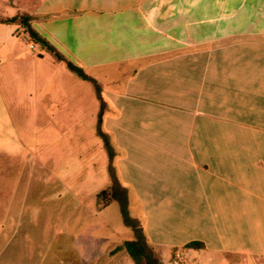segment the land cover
I'll return each instance as SVG.
<instances>
[{"label": "crops", "instance_id": "0c3cea01", "mask_svg": "<svg viewBox=\"0 0 264 264\" xmlns=\"http://www.w3.org/2000/svg\"><path fill=\"white\" fill-rule=\"evenodd\" d=\"M18 15L89 79L0 22V264L43 263L21 221L37 154L61 215L85 139L104 154L91 175L126 194L94 192L97 209L116 202L162 264H264V0H0ZM75 240L78 264H100L102 238Z\"/></svg>", "mask_w": 264, "mask_h": 264}, {"label": "rangeland", "instance_id": "374dc122", "mask_svg": "<svg viewBox=\"0 0 264 264\" xmlns=\"http://www.w3.org/2000/svg\"><path fill=\"white\" fill-rule=\"evenodd\" d=\"M85 142L87 145L81 152L65 153L66 161L72 167L68 169L71 176L67 178L64 185L68 195L63 201L67 203V207L61 215L49 210L47 201L44 199L47 186L39 181L43 174L39 168L43 153L37 154L40 159L35 168V179L29 185V196L27 197L31 206L34 205V215H31L32 209L30 207V209H26L21 221L23 223L29 222L35 226L33 233L36 237L37 253L43 259L42 264H78L77 260L80 259L81 261V258L75 248V239L82 235L102 238L103 242H100L99 247H97L100 264H113L111 261L105 260L114 255L116 256L115 264H134L123 248V243L126 240L135 239L142 242L152 264L161 263L158 253L146 244L143 236L137 235V233H141L137 223L135 227H132L133 221L130 219L132 222L128 223L124 219L125 226H122V217L116 202H113L106 209H97L98 202L94 192L107 188L109 185L107 184L108 178L102 172L98 175H91V166L94 162L96 171L98 167L101 168L104 154L97 152L95 144H90L86 139ZM75 171L78 172V178ZM113 186L116 200L123 207V203L126 202L124 200L126 194L117 185ZM81 200L83 202L82 207L80 206ZM101 206L103 205L101 204ZM96 226L99 227L98 230H96ZM112 238L117 240L116 247L110 246L106 250V239ZM104 251L105 254H103ZM164 262L165 264H172L171 257L167 255Z\"/></svg>", "mask_w": 264, "mask_h": 264}, {"label": "trees", "instance_id": "16d2710c", "mask_svg": "<svg viewBox=\"0 0 264 264\" xmlns=\"http://www.w3.org/2000/svg\"><path fill=\"white\" fill-rule=\"evenodd\" d=\"M26 19H28L27 16L18 15L16 17L9 19H0V22L11 24L20 21L25 26V29L29 34V36L31 37V39H33L36 43L41 44L43 47H46L49 51H51V53H53V55L56 57L57 60L65 62L70 70L76 72L79 76L83 77L84 79H89V76H87L82 69L73 65L70 61H68L65 57H63L60 53H58L57 50L54 47H52L43 37H41L31 27V25L27 22ZM114 197H115L114 186L101 191L97 195L98 200L103 206L110 204L111 201L114 199ZM125 220L128 223L132 222L130 221V218L127 215H125ZM132 227H135V222H133ZM202 246L203 244L200 242H193L187 245V248H201ZM123 248L126 250V252L130 256L134 264H152L146 253L145 247L140 240L138 239L126 240L123 243ZM158 264H162V263H158Z\"/></svg>", "mask_w": 264, "mask_h": 264}, {"label": "built area", "instance_id": "2783aa9c", "mask_svg": "<svg viewBox=\"0 0 264 264\" xmlns=\"http://www.w3.org/2000/svg\"><path fill=\"white\" fill-rule=\"evenodd\" d=\"M172 264H190L185 250H178L174 253ZM201 264V263H197Z\"/></svg>", "mask_w": 264, "mask_h": 264}]
</instances>
